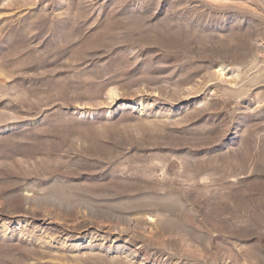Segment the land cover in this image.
Returning a JSON list of instances; mask_svg holds the SVG:
<instances>
[{"label": "rangeland", "instance_id": "1", "mask_svg": "<svg viewBox=\"0 0 264 264\" xmlns=\"http://www.w3.org/2000/svg\"><path fill=\"white\" fill-rule=\"evenodd\" d=\"M0 264H264V0H0Z\"/></svg>", "mask_w": 264, "mask_h": 264}, {"label": "bare ground", "instance_id": "2", "mask_svg": "<svg viewBox=\"0 0 264 264\" xmlns=\"http://www.w3.org/2000/svg\"><path fill=\"white\" fill-rule=\"evenodd\" d=\"M225 71H226V67H221L218 71H217V75H218V77L219 78H223L224 76H225ZM235 73H237V72H235ZM109 99L111 100V101H113V100H115L117 97H118V92H117V90H115V89H111L110 91H109ZM137 110H139L140 112H142L143 111V106H142V104L141 103H139V104H137ZM102 248V247H101ZM110 249V248H109ZM102 250V249H101ZM109 251V250H108ZM127 253V252H126Z\"/></svg>", "mask_w": 264, "mask_h": 264}]
</instances>
